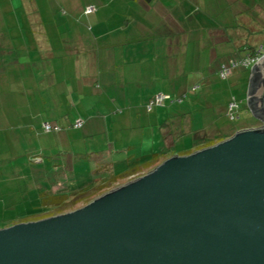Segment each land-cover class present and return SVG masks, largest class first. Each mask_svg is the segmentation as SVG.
Returning a JSON list of instances; mask_svg holds the SVG:
<instances>
[{
    "label": "crops",
    "instance_id": "crops-1",
    "mask_svg": "<svg viewBox=\"0 0 264 264\" xmlns=\"http://www.w3.org/2000/svg\"><path fill=\"white\" fill-rule=\"evenodd\" d=\"M263 35L264 0H0V202L28 189L12 182L18 164H72L110 156L107 146L115 158L146 156L157 140L167 157L186 155L249 128L226 117L230 102L235 121L245 115L237 80L218 87L203 76L262 50ZM157 94L171 102L148 110Z\"/></svg>",
    "mask_w": 264,
    "mask_h": 264
},
{
    "label": "water",
    "instance_id": "water-1",
    "mask_svg": "<svg viewBox=\"0 0 264 264\" xmlns=\"http://www.w3.org/2000/svg\"><path fill=\"white\" fill-rule=\"evenodd\" d=\"M257 128L69 212L0 229V264H264V54L246 97Z\"/></svg>",
    "mask_w": 264,
    "mask_h": 264
},
{
    "label": "rangeland",
    "instance_id": "rangeland-1",
    "mask_svg": "<svg viewBox=\"0 0 264 264\" xmlns=\"http://www.w3.org/2000/svg\"><path fill=\"white\" fill-rule=\"evenodd\" d=\"M237 23H240V22H237ZM260 39H261L260 46H262V50L264 53V35ZM210 41L216 42V44L220 43L216 39L214 40L210 39ZM217 47L219 48V45ZM206 53H207V50H206ZM211 69L212 70H210L209 68L205 69V72H204L205 75L203 76L205 77V79L203 80L204 82L205 81L210 82L212 86L222 87V85H225L226 82H229L227 81L229 79H232L231 81L237 80L238 82V85H236L238 86L236 87L237 92L244 91V93L242 92L240 94V97L243 94H244V98L246 97L248 80H249L250 73H251V67L246 69L243 66H238L235 70L232 71V73L226 80L220 79V77L218 76V70L214 72V70H216L214 66ZM191 78H193V76H191ZM210 78L212 79V82ZM201 79L202 77L200 76L196 79L195 83L191 79H189V81L193 82L194 84L198 83L197 85L201 86V81H202ZM220 82H222L221 85H219ZM165 86L166 85H163L162 89H165ZM186 93L189 94L190 91H187ZM189 96L191 99H193V93H190ZM244 98H243V101H241L240 103V110L242 113L245 114L239 119L241 124L239 123L238 120L235 121L237 119V115H236L237 112L235 113V117H236L235 120L231 121L229 119V114L227 111L226 117L230 121V125H237V128H240L243 125L244 126L248 125L247 127L249 128L260 127L262 125V120L254 116L253 114H251V112L249 111L248 105H247V101ZM99 102H101V104L103 105V102L101 100ZM183 105H185V102L182 104V106ZM158 108L160 110L162 109L160 107ZM216 110L217 109H215V111ZM125 136L127 137L128 135H125ZM148 136H149V133L147 132L146 138ZM160 141L157 140V144L155 148L156 150H145V151H149V153L147 154L144 153L142 155L149 156L151 153H153V151L154 153H161L163 151L164 152L169 151L166 147H163L164 146L163 143H159ZM90 144H96V143L85 142V143H79L78 145H80L79 147L82 146V147L87 148V146H91ZM147 145L148 144H144V148ZM128 146L129 145L126 143L124 147H128ZM15 148H18L20 150V145L16 144ZM137 148H139V146ZM105 149L110 150L112 154L110 156H105L104 153L98 152L96 154L89 155V157H83V158L77 157L75 162L74 163L72 162V164L71 163L68 164V162H66V158L62 159L61 157H59L58 160L52 161L50 158H47L45 156L44 158H46V162L44 164H31V165L27 164V167L26 166L23 167V168L26 167L27 169V171L25 172H22V169L19 164L16 167H10L12 170L18 171L20 173V175L11 174L15 177V180H13L12 182L15 184L28 183L27 185L28 189L27 191L20 190L17 193V195L13 196L11 199L6 197V200L4 203L0 202V229L7 228L9 226H12L20 222L32 221L31 219L35 217H42L43 215L46 216V215L52 214L55 210H50L47 213L43 214L45 210H44V207L42 206L43 204H42V198L40 197V193H43V192L52 193L53 192L54 196H57L59 194H62L61 192L62 190H66V192H68L72 188H74V185L77 187H80V186H83L91 182L94 179H99L102 176L109 175L110 172L117 171V169L119 168L118 166L115 165V162H118V160L119 161L125 160V158H127L128 156H121V157L117 156L115 158L113 156V153L116 150L115 147H110L109 149L107 146V147H103L101 150H105ZM138 156H140V154ZM29 163H32V162H29ZM105 163H113V164L110 165L109 169H106L105 171L104 168H101V166H104ZM29 168H32L35 171L31 172L29 171L30 170ZM28 171L29 173H27ZM37 185H40L38 190L35 189Z\"/></svg>",
    "mask_w": 264,
    "mask_h": 264
},
{
    "label": "trees",
    "instance_id": "trees-1",
    "mask_svg": "<svg viewBox=\"0 0 264 264\" xmlns=\"http://www.w3.org/2000/svg\"><path fill=\"white\" fill-rule=\"evenodd\" d=\"M252 52L254 54L256 50L253 49ZM169 102H171V100ZM60 130L61 128L59 129V131ZM43 131L45 132L44 127ZM50 132L58 131L51 130L45 133ZM211 145L213 144H210L209 146ZM166 158L168 157L167 154L164 152H153L149 156L146 155L140 157H131L123 161L115 162V165L118 166L119 169H117V171L115 172H110L109 175L102 176L99 179H94L91 182L80 187L74 185V188H72L70 191L66 192V190H62V194H59L57 196H54V193L52 192V199H49L42 203V206L45 210L43 214L47 213L50 210L55 211L52 214L46 216L43 215L42 217H35L34 219H32V221L44 219L58 214H63L79 207H82L91 202L94 198L100 196L101 194L146 174L148 171L155 168L158 164L162 162V160ZM112 164L113 163H105L104 166H101V168H104V170L106 171V169H109L110 165Z\"/></svg>",
    "mask_w": 264,
    "mask_h": 264
},
{
    "label": "built area",
    "instance_id": "built-area-1",
    "mask_svg": "<svg viewBox=\"0 0 264 264\" xmlns=\"http://www.w3.org/2000/svg\"><path fill=\"white\" fill-rule=\"evenodd\" d=\"M87 12H90V9L87 10ZM263 50L259 49L257 52H255L254 54H248L246 56H244L243 58L239 59V60H234V61H230L227 64H223L220 66L219 68V77L221 79H225L229 76V74L231 73V70H233L234 68H236L237 66H243L246 68H250L253 67L254 64L260 59V57L262 56ZM171 98L167 95L164 94H157L155 95L148 103V110H150L152 107H156V106H162L166 101H170ZM239 106L237 102H230L228 104V114H229V119L231 121L235 120V113L237 112ZM81 126V122L77 121L73 127L74 128H79ZM45 132H49L51 130L53 131H59V127L57 126H51L49 124H44L43 125Z\"/></svg>",
    "mask_w": 264,
    "mask_h": 264
},
{
    "label": "clouds",
    "instance_id": "clouds-1",
    "mask_svg": "<svg viewBox=\"0 0 264 264\" xmlns=\"http://www.w3.org/2000/svg\"><path fill=\"white\" fill-rule=\"evenodd\" d=\"M264 54V53H263Z\"/></svg>",
    "mask_w": 264,
    "mask_h": 264
}]
</instances>
